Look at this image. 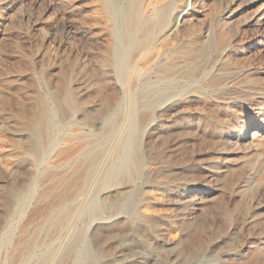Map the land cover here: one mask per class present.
Listing matches in <instances>:
<instances>
[{
  "label": "rangeland",
  "instance_id": "1",
  "mask_svg": "<svg viewBox=\"0 0 264 264\" xmlns=\"http://www.w3.org/2000/svg\"><path fill=\"white\" fill-rule=\"evenodd\" d=\"M101 1L0 0V236L10 226L11 245L24 243L42 214L38 186L15 212L35 177L26 129L37 112L56 128L49 169L115 111L119 136L131 114L138 124L141 177L97 193L102 212L79 250L94 264H264V0H193L188 29L142 62L157 61L172 84L143 108L132 100L154 66L137 80L115 73ZM123 193L130 201L115 211ZM69 242L64 234L45 264H75L62 258ZM8 249L0 264H17L22 254Z\"/></svg>",
  "mask_w": 264,
  "mask_h": 264
},
{
  "label": "bare ground",
  "instance_id": "2",
  "mask_svg": "<svg viewBox=\"0 0 264 264\" xmlns=\"http://www.w3.org/2000/svg\"><path fill=\"white\" fill-rule=\"evenodd\" d=\"M192 1L183 0L180 6L175 5V0L101 1L102 12L111 22L108 61L115 73L122 79L137 80L139 71L152 64L157 76L154 81L145 80L140 84L141 91L132 100L133 108L148 107L170 94L171 78L165 79L167 72L160 70L161 65L150 59L145 65L142 62L155 50L156 42L188 29L187 15ZM130 119L127 134L119 136L118 113H109L103 121L102 131L85 137L74 157L55 168L45 169L44 154L54 145L56 128L45 107L37 112L26 129L27 139L36 149V154L31 156L35 177L15 199V212L35 198L38 186L35 201L42 204V214L24 243L11 245L10 226L0 236V247L7 245L12 252L22 254L17 264H30L32 260L36 264L47 263L64 234H69L70 242L63 250L62 258L75 264H94L95 256L89 251L82 252L79 246L83 244L88 223L102 212L97 193L120 185L130 186L141 177V152L135 140L139 127L133 122L132 114ZM126 194L117 198L115 211L122 210L130 201L131 196Z\"/></svg>",
  "mask_w": 264,
  "mask_h": 264
}]
</instances>
